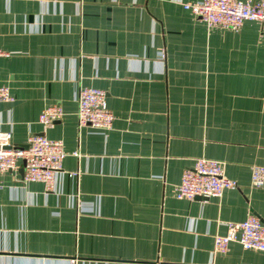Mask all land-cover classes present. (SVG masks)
I'll return each mask as SVG.
<instances>
[{
    "label": "crops",
    "instance_id": "crops-1",
    "mask_svg": "<svg viewBox=\"0 0 264 264\" xmlns=\"http://www.w3.org/2000/svg\"><path fill=\"white\" fill-rule=\"evenodd\" d=\"M200 0H0V132L34 133L65 156L49 187L0 173V264H264L225 223H264V35L256 21L212 26ZM82 87L106 93V130L80 125ZM59 103L60 119L38 115ZM222 162L237 187L177 198L197 158Z\"/></svg>",
    "mask_w": 264,
    "mask_h": 264
},
{
    "label": "built area",
    "instance_id": "built-area-1",
    "mask_svg": "<svg viewBox=\"0 0 264 264\" xmlns=\"http://www.w3.org/2000/svg\"><path fill=\"white\" fill-rule=\"evenodd\" d=\"M183 7L212 26L237 30L246 20L256 21L264 35V0H200L186 3ZM11 99L7 87L0 84V100ZM62 115L61 105L54 103L41 110L38 120L46 127ZM77 119L80 125L102 130L111 127L113 114L107 107L104 90L96 87H82L78 90ZM64 156L61 143L43 133H34L27 138L25 145L13 147L10 134L0 132V173L16 169L18 162L22 161L24 180L41 181L49 187L56 172L61 169ZM251 182L254 186L263 184L264 167L254 166ZM236 187L233 180L224 176L221 161L200 157L192 166L183 170L175 195L186 199L217 197L223 190ZM230 242H237L244 249L264 253V223L254 215L242 221L226 222L224 233L213 236V246L215 250L224 252Z\"/></svg>",
    "mask_w": 264,
    "mask_h": 264
},
{
    "label": "water",
    "instance_id": "water-1",
    "mask_svg": "<svg viewBox=\"0 0 264 264\" xmlns=\"http://www.w3.org/2000/svg\"><path fill=\"white\" fill-rule=\"evenodd\" d=\"M196 198H201V197H196Z\"/></svg>",
    "mask_w": 264,
    "mask_h": 264
}]
</instances>
